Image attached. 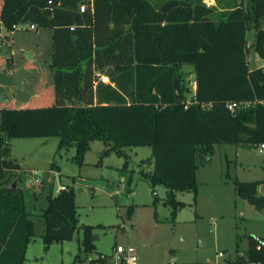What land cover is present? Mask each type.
<instances>
[{
    "label": "trees",
    "instance_id": "1",
    "mask_svg": "<svg viewBox=\"0 0 264 264\" xmlns=\"http://www.w3.org/2000/svg\"><path fill=\"white\" fill-rule=\"evenodd\" d=\"M0 19L10 31L25 23L51 28L54 71L53 88L40 98L47 106H0V264H24L35 236L24 191L12 187L21 179L9 139L58 138L59 150L76 149L79 164L94 141L118 152L149 147L154 167L145 175L169 191L175 208V192L196 199L199 160L215 145L264 144V66L252 70L248 60L252 47L264 62V0H0ZM183 66L194 68L191 99ZM260 184L233 181L238 197L264 211ZM41 217L46 251L70 241L79 228L74 188L51 191ZM83 228L92 253L94 228ZM235 261L264 264L263 243L250 236Z\"/></svg>",
    "mask_w": 264,
    "mask_h": 264
},
{
    "label": "rangeland",
    "instance_id": "2",
    "mask_svg": "<svg viewBox=\"0 0 264 264\" xmlns=\"http://www.w3.org/2000/svg\"><path fill=\"white\" fill-rule=\"evenodd\" d=\"M151 1L156 6L169 0ZM224 1L220 0L222 6ZM206 2L216 5V0ZM52 35L51 28L32 30L30 23L11 32L0 19V95L11 99L3 106H47L40 98L53 88ZM254 35L248 33L249 45ZM248 60L252 70L263 65L252 47ZM179 71L191 99L194 68L183 66ZM8 145L11 159L20 167L14 173L20 176L18 186L35 226L24 264H93L98 254L111 256L116 246L134 248L139 264H213L222 262L218 253L231 261L245 255L249 237L262 235L255 232L264 237V211L238 197L233 185L239 180L264 186V153L256 145H246L243 151L236 145H215L212 154L199 160L196 199L193 192H175L177 208L168 203L169 191L163 185L153 187L145 175L151 168L149 147L118 152L94 141L79 164L76 149L59 150L55 137L14 138ZM33 170L39 174L37 183ZM61 186L75 190L79 228L70 241L53 243L46 251L41 213L47 196ZM85 226L94 228L92 253L84 250Z\"/></svg>",
    "mask_w": 264,
    "mask_h": 264
},
{
    "label": "built area",
    "instance_id": "3",
    "mask_svg": "<svg viewBox=\"0 0 264 264\" xmlns=\"http://www.w3.org/2000/svg\"><path fill=\"white\" fill-rule=\"evenodd\" d=\"M85 10H86V6L83 5L81 7V12H85ZM20 26L21 25L13 26V29L11 32H13L15 30H19ZM31 29L36 30V26L31 25ZM262 66H264V62H263ZM97 76H98L99 81H101L105 84L110 83V80L108 77L101 76L99 74ZM236 107H237L236 104L229 105V109H231V110H234ZM256 147L259 148L260 153H264V144L256 145ZM32 174H33L34 179L37 183L38 182L37 178L39 175L38 171H36V170L32 171ZM35 181H33V179H31L30 185L33 186L35 184ZM65 189H66V186H61L56 190V193L64 191ZM244 256L245 255H242V257H244ZM218 258L222 259V262L218 261V262L213 263V264H235L236 263V261H231L230 259L226 258L224 253H218ZM93 260H94L93 264H139L138 263V254L134 248L124 249L123 247H120V246H118V247L116 246V248L114 249V252L111 256L98 254L96 256V258Z\"/></svg>",
    "mask_w": 264,
    "mask_h": 264
},
{
    "label": "crops",
    "instance_id": "4",
    "mask_svg": "<svg viewBox=\"0 0 264 264\" xmlns=\"http://www.w3.org/2000/svg\"><path fill=\"white\" fill-rule=\"evenodd\" d=\"M260 59V58H259ZM261 60V59H260ZM262 61V60H261ZM259 68V67H258ZM101 74H103L102 72H101ZM100 75V74H99ZM103 76V75H102ZM195 91H196V86H194V88H193V94L195 93ZM49 139V138H48ZM97 142H99V141H97ZM102 143V142H101ZM104 144V143H103ZM105 145V144H104ZM105 147H109V146H107V145H105ZM237 150H244V146H238V149ZM152 158V156L149 158V159H151ZM150 165V172H152L153 171V163L152 164H149ZM33 171H35V170H33ZM198 171H199V169H198ZM261 184H262V182H261ZM260 184V186L258 187V193H261L260 192V188L261 189H263L262 187H264L263 186V184L261 185ZM263 191H264V189H263ZM259 195H261V194H259ZM261 196H264V193L261 195ZM260 219H261V217H260ZM255 233H260V234H262L263 235V232H255ZM262 235H258V234H255L254 236H256V237H261V238H264Z\"/></svg>",
    "mask_w": 264,
    "mask_h": 264
},
{
    "label": "water",
    "instance_id": "5",
    "mask_svg": "<svg viewBox=\"0 0 264 264\" xmlns=\"http://www.w3.org/2000/svg\"><path fill=\"white\" fill-rule=\"evenodd\" d=\"M21 54H24L23 52H19ZM11 102V99L7 96V95H0V106L6 104V103H10ZM18 186V180H15L13 182V185L12 187L13 188H16ZM258 239L263 243L264 245V238H261V237H258ZM95 240V238H94Z\"/></svg>",
    "mask_w": 264,
    "mask_h": 264
}]
</instances>
